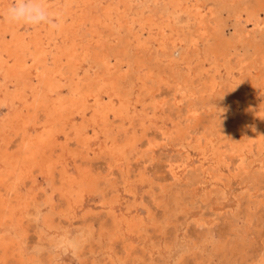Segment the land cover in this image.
<instances>
[{"label": "bare ground", "instance_id": "bare-ground-1", "mask_svg": "<svg viewBox=\"0 0 264 264\" xmlns=\"http://www.w3.org/2000/svg\"><path fill=\"white\" fill-rule=\"evenodd\" d=\"M14 1L15 0H0V13L3 14L2 19H0V42H2L5 47V49L3 50V53L0 51V70H3V75L0 73L2 75V77H0L2 78V81L0 82H3L4 84H6V85H4L3 83L2 85L0 84V93H2L1 91L3 87L4 88L6 87V90H7V92L5 93L3 92V95H0V108L2 107V105L8 104L9 110H10V113L3 115L4 117L0 121V132H2L1 131L2 128L8 129V127H10L12 128L11 132L13 133V135L10 137V139L7 142L4 141V146H2L3 149L0 151V228H2L5 225L12 224L14 219L16 218L14 208H12L14 204L18 202L20 203L21 201H23V204L27 206V209H29L28 207L31 203L29 204L28 199H27L28 202L26 199L22 200L20 197V193L21 191H23L24 198H28V195L30 194L29 192H31L29 188L30 184L28 185V182L29 181L31 182V179H36L37 177L35 178V174L38 172H42L46 174L47 177H49L52 180L51 182L54 185L56 183L55 181L58 178L62 186L58 190H55L56 189L55 188L53 192L51 190L50 194L44 190H41L35 193V195L31 198V200L33 202L38 203L39 200L43 198L45 201L48 202L47 205L49 204L51 206L52 212L56 211V213L58 210H59L58 213L59 212L62 213L61 211L66 205H69L71 208H74L75 205L81 204L85 200L83 199L84 198L83 195L85 194V193L83 194V191H85V189L90 188L91 192L93 191L96 192L99 190L100 188L99 186H102L103 184L104 185L112 184L111 180L113 179L110 177H112L115 174V171L110 169L107 172V175L103 176L102 173L95 172L94 162L89 160L87 157L89 156V152H91L90 147L92 145V142L90 141L92 140V138L91 140L87 139L86 136L88 132L86 133V131H84L86 127L84 126L85 128H83L82 125H84L83 122L87 120L88 118L87 114L90 115V113H87V112L90 109L91 100L93 101L95 106H94L93 111H92L93 107L91 108V111L93 112V114L90 117L91 119L90 124L94 123L100 128H102L99 131L102 130L101 134H103L106 137L105 140L109 144L111 143L113 148H115L114 151L111 153V157H114L116 155L123 157L121 159H116L115 161L117 172L121 176L127 177L128 179H132L131 178L133 176L132 166L134 164V161L136 160V162H140L144 159L149 158L151 156V153L154 152V148H158V146H160V144L162 143L160 141L165 140L167 138L168 139L172 138L173 141L177 142L176 133L178 132V130L176 128L175 129L173 128L172 131L170 130L171 132L167 131L168 133L163 132L162 134L163 138L161 137L162 139H159L158 137H150L149 136L150 127L146 126L148 121L151 122L148 116L149 113H146L149 106L153 112L160 111L162 113H165L168 110L166 107L168 105L166 101L167 99H164L165 97L158 98L156 93L160 91V88L164 84L166 85L165 86L166 88L169 87L168 85L171 82V79H172L171 77H174L173 81L175 82V85H176L174 87V89L176 90V95L180 96V101L178 102L177 100L176 102L179 104L182 103V101L187 98L188 99L190 98L189 100H191L192 103L194 102V100L201 101L202 103L203 101L208 99L212 95V92L215 90H218L219 94L228 92L227 94H229V97H230L229 99H231V104H232L231 106L232 111H233L232 115L236 117V122H237L234 125L239 126L241 131H244L245 129H247V130H250L251 132L250 137L243 142L235 143L234 141L232 142L233 139L232 140L229 139L228 141L220 140L219 142H217L218 144L216 146V150H217L216 155L218 156V162L220 166L218 168L215 167V169L212 168L209 171L206 170L207 171V173L205 172L206 177L208 176L211 179H215L217 182L221 183L223 188H226L229 186L228 187L229 189L235 179L238 182H239V179L241 181L249 180L248 182L252 184L251 180L256 181L255 177L257 176V174L261 178L264 177V147H263L264 135L260 131V129H257L256 126H254V124L256 123L255 121L259 116L257 114L264 112V104L263 105H261V103L257 104L255 101V97L257 98V96H259L258 94H261L264 92V45L258 47V45L260 44V41L261 40L264 41L263 36L261 37V33L264 31V0H255V1L195 0L194 2L192 1L193 2L192 4L191 2H189V0L187 2L185 1L186 3L183 2L184 0L181 1L184 4H181V3L179 4L175 0H145V4L138 6V8L137 6L133 7V5H131V3L134 0H42V2L47 6L50 13L60 15V18L62 19L63 23H62V27L58 31L51 29L47 25L31 27L30 25H25V24L9 23V21L6 19L7 10L14 3ZM208 2H212V4H209ZM220 3L222 4L220 5ZM5 4H7L6 11L5 10L2 11L3 9L1 6H4ZM131 7L137 8L139 11L137 12V19H134V17L132 16L133 14L131 15L133 18L130 17V14L128 15V12L131 10ZM226 8H231V13L233 14V17L235 19L234 26L236 27L235 28L236 33L234 35V38L231 40H227V39H224V37H222V35H224L223 23L225 20L222 17L221 11L223 9L225 10ZM181 15L187 16L186 18L189 21L193 22V27H194L193 29H195V33L197 35V37H195L194 40H192L191 43L188 44L189 50L187 49V51L184 52L185 54H183L184 56L182 57V59L181 60L179 59V61H184V64L186 65L188 69V71H186V73L184 74L179 72V70H181L182 68H181V65H177V63L179 62L176 63V59L173 53L170 52L171 54H169L170 56L168 58H166V55L165 57H162V58L168 59L165 65L162 64L161 61H157L159 56L155 55L154 57H151L150 53H153V52L152 50L150 52L147 49L149 47H152V46L148 47V44L150 45L151 43L155 45L154 41L153 43L152 41L150 43L148 41V44L141 43L144 40L140 42V40L138 39L142 35H140V37L136 39L132 32L133 30L132 27L134 26L135 22L140 25L141 29H143L144 27V26L142 27V25L154 26L156 22H159L158 35L160 37L159 39L161 40L160 47L162 48L164 45H166L165 42L163 45V41H166L165 32H166L167 27L171 30H173L174 28H177V26L180 27L181 26ZM166 20H168L169 22L167 23ZM251 23L253 24V27H252L253 29L250 28L251 30H247L245 27V24H251ZM243 24H244V27L242 26ZM24 26H26V28H24L26 32L21 33L22 28ZM120 29L124 30L123 35L119 33ZM175 30L179 31V29H175ZM109 31H110V34L108 33ZM135 33L136 31L134 32V34ZM115 34L118 35V38H117L118 44H116V42L112 40V37ZM150 37L151 36H149V38ZM8 38L9 40H7ZM133 38L136 39V42H135L136 45L134 44L135 48L129 52V49L132 45L131 41ZM166 38L168 41H171V40L173 41L172 46L174 50L176 48L177 42L179 43L182 42V40L178 36L176 37L172 36L171 38H168V37ZM199 41H201L202 43H206L205 45L207 44L208 46L210 45V47L207 46V49L209 48L207 52L210 53V56L207 57V59H205L204 63L211 60V62H213L214 65L217 67L215 70L213 69L214 72L211 76L209 75V72H204L205 70L198 71V68L200 66L194 65L196 62H199L201 58L200 57L201 55L199 56L200 52L198 53L197 51L198 45L196 43ZM246 44H249L250 46L247 47V49L245 50V52L247 53L242 55L240 50L242 47H245ZM160 47L157 50H159ZM190 49H192V51H190ZM232 56L235 57V62L231 58ZM86 60H93V62L97 65L96 69L95 70L93 69V74L95 76H92L91 74L87 73L88 71L86 73H84L85 71L83 73L81 71L80 73V65L82 63H85ZM160 60H161V57H160ZM113 61L115 63H113ZM112 63L115 65L112 66ZM204 63L201 64L200 62V65H203ZM225 64H228L226 72H224L223 70ZM81 67L83 66L81 65ZM82 70L84 69L82 68ZM223 73H225L224 74L225 76L226 75L228 76V77L226 76L228 78L227 80L224 78ZM235 75H237L236 78H234ZM134 77H136L138 81L141 82V86L143 88V93L145 97L150 95V99L148 100L149 102L146 105H144V107L142 108L143 109L142 112L145 115L139 116L140 120L138 123H140V125L143 127L144 135L141 139L131 144L129 154L125 155L126 153L125 149L121 146L122 144L124 143L126 144V142H128L127 141L128 134H129L128 132H130L128 130L130 128L128 130L124 129L123 124L116 125L115 124L116 121L112 122L113 125H110L108 122L110 120L109 117H111L113 114L116 120H124L125 119L124 116L125 115L128 116L129 111H128V114L126 111L123 112L122 110L117 113L114 108H116L118 104L116 105V107L114 106L111 107L110 104H109L110 106H108V104L107 105L103 104L105 100L102 99V96L106 88H109L113 91L114 88H118L121 85L122 81L126 80L127 78L132 79ZM14 79H20L21 82L23 81L22 86L24 87L18 88L14 91L12 89L13 92L12 91L10 92L12 87L9 89L10 84L9 85L7 84L12 83ZM135 86L137 87V85ZM65 87H66V90H63ZM27 92H30V96L27 94ZM140 94H142V92L139 93V95ZM130 96L132 97L131 94ZM114 97L117 99V96H114ZM101 100L104 102L102 103ZM118 103L122 105L120 101ZM120 104L119 106H121ZM19 105L22 107V110L20 113L16 114L13 111V109L15 110V108H17ZM130 105L132 108V105L134 104H130ZM123 106L127 108L128 105L126 104ZM228 106L230 107V105ZM240 108L244 110L243 115L236 114L239 112ZM169 110H171L170 106H169ZM135 112L134 114L136 115ZM200 112L201 110L199 108V105H193L190 109V113H191L190 116H192V120H196L199 117L198 114ZM158 113H157V116H158ZM135 115L131 117L134 123L138 119L136 118ZM76 116H81L79 118V119H82L81 121L82 123L80 124L81 127H76L74 125V121H76L74 117ZM221 116H224V115L222 114ZM143 117H146V118L148 117V118L143 119ZM163 117L164 116H162V119ZM170 118H169V121L173 123L174 122L173 119L172 118L170 119ZM128 119L130 120V118ZM229 123L221 119L219 122L220 129L218 130V127L216 128L218 130L217 133L221 134L222 132H234L233 131L234 127H232ZM14 124H18L17 128L14 127L15 126ZM131 126L132 125H130V127ZM176 126L178 129H180L183 132L184 135H182V137L186 141H189L190 132L188 129H190V127L184 130L181 128L182 126L180 127L179 124H176ZM165 127L169 128L167 125ZM69 128L71 129L72 133H68ZM212 132H213L212 130L205 127V130L200 135H197V134H195V136L192 135L193 136L192 139L194 140L193 142L197 144V147L201 150L203 154L205 153V151H207L206 150L208 148L207 146H209L210 144L211 139L209 140V138L212 135ZM92 134L96 136L95 129H94V133ZM160 134L161 133H159V135ZM104 136L100 135L98 137L105 138ZM182 137H180L181 140H182ZM100 139L102 140V138ZM73 144L75 147H72ZM95 144L96 143H94V145ZM179 152L181 151L179 150ZM67 153H73V156H72L73 165L78 171L77 176L69 175L70 171L68 172L69 168H68V165H66L68 161L64 159ZM234 157L238 159L237 161L238 163L237 165H235L236 167L232 169L231 168L232 165L230 166V164L227 162V158L232 159ZM193 163L195 164V162ZM222 167H224V169H222ZM75 168H72V169H75ZM145 170H146V166L143 168V170L140 169L138 176H141L142 178L147 179ZM194 172H196V170ZM26 175H28L27 176L28 178H24L26 177ZM172 176L175 177L174 174ZM49 178H46V179H49ZM205 178L203 179L206 181ZM148 179H149V176H148ZM199 181H202V180H199ZM196 182H198V180ZM152 184H155V183H152ZM194 184L196 187V183ZM11 186H16V187L10 188ZM35 187H37V185ZM35 190H37V188ZM129 190H130L129 192H132L131 189ZM224 190L225 189H223V191ZM3 191L6 192L5 195H2ZM218 192L219 191H217V193ZM112 194H113L112 190H109L108 192L103 193L101 197L103 202H101L102 204L100 205H102L105 208H109L111 201H112ZM86 196H87V193H86ZM193 196L194 195H192V197ZM211 196L210 198H213L215 195L212 197ZM91 197L93 198V195ZM120 199L123 200L122 198ZM222 199L223 198H221V200ZM199 200H201V198H199ZM134 201H135L134 203L136 204L137 203L136 198ZM157 201L155 200V203ZM85 202L84 204L86 205ZM231 202H234V201H231ZM19 203L15 206H18ZM209 204H206V205H209ZM79 208L80 207H78V209ZM89 208L91 209L92 207L89 206ZM81 209H79V211ZM117 209H115V212ZM119 209H122V208H119ZM150 209L148 208L146 210H148V213L150 214V216H154ZM76 211H77V208H76ZM123 211L125 212V210ZM136 211H138V209ZM199 212H198V215L200 216ZM108 213L109 215L111 214V212H108ZM131 215L133 214L130 213V216ZM17 218H20V216ZM23 218L15 221L17 223V226H19L22 229H24L23 222L25 221V219L23 221ZM92 218H93L92 214L89 213L86 219L83 218L84 223L87 224V222L90 221V219L91 221H93L94 219ZM117 219H118L117 217L114 218L115 220L114 223L117 222L116 221ZM95 220L96 222L98 221V219H95ZM120 221H121L120 222L121 224L118 223L119 231L122 229V227H126L130 231V233L131 232L137 233L141 228L140 227L141 222L139 220L133 219V220L128 221L124 219L123 217V219H121ZM40 222H41V227H40L41 230L38 229L39 231H43V229L45 228L52 235L53 233H57L56 227L54 226L53 219L51 217V213L45 215L42 218V221ZM148 225L149 224H147L146 226ZM143 234H146V233L143 232ZM27 238L28 237H26V239ZM183 240L185 239L183 238ZM18 242H19L18 240L15 242V240L13 239L11 240V242L8 243V242L3 241V238L0 237V261H2L3 264H16L20 261V257L16 256V254L19 255L18 249L14 250L15 248L14 246L19 245ZM89 242L90 241H88V243ZM138 243L139 242H137V244ZM46 244L47 243H45V245ZM182 244L184 243L182 242ZM182 244L181 246H183ZM205 248L206 247H204V250ZM132 251H133V248L129 250L125 248V252L132 253ZM215 251L217 252V250ZM216 252H214V254ZM82 253L78 252L77 259H73L70 256V261L65 262L64 264H85V260L82 261V259L80 258L82 257L81 256ZM208 255H211V254H208ZM180 257L181 256L179 255V258ZM56 259L60 261V262H57V264H61V262L64 261L65 257H63V259L61 260V259H58L56 256ZM112 259L114 260V258ZM177 260L181 261L182 259L181 260L176 259V261Z\"/></svg>", "mask_w": 264, "mask_h": 264}, {"label": "rangeland", "instance_id": "rangeland-1", "mask_svg": "<svg viewBox=\"0 0 264 264\" xmlns=\"http://www.w3.org/2000/svg\"><path fill=\"white\" fill-rule=\"evenodd\" d=\"M175 1H177V3H179V4L180 3L184 4L188 0H184V1L183 0H180V1L175 0ZM181 1H183L184 3ZM192 1L194 2L195 0H189V2H191V4L193 3ZM248 1H255V0H248ZM208 3L212 4V2H208ZM143 4H145V0H136V2L134 0L131 3V5H133V7L137 6V8H138V6L143 5ZM221 4L222 3H220V5ZM6 6H7V4H5L4 6H1L3 9L2 11H4V10L6 11ZM137 8L131 7V10L129 11L130 13L128 12V15L130 14L131 18L134 17V19H137V12H139ZM221 14H222L223 19L225 20L223 23L224 35H222V37H224V39L231 40L234 38V35L236 33V31H235L236 27L234 26L235 19L233 17V14L231 13V8H226L225 10L223 9L221 11ZM184 15H181V26L180 27L177 26V28H174L173 30H171L167 27L166 32H165V40L167 41L168 44L166 43V41H163V45H164V42L166 45H164L162 48L160 47L161 40L159 39L160 37L158 35L159 22H156L154 24V26L142 25V27L144 26L143 27L144 30L146 28L145 31L143 29H141L140 25L136 22L134 23V26L132 27V29H133L132 32H133V35L136 39H138V37H140V35H142L138 39V40H140V42L142 40H144L141 43H147L148 44V41H149V43L151 41L153 43V41H154L155 45L150 43V45L148 44V47L149 46H152V47H149L147 49L150 52L152 50L153 53L149 52L151 57H154L155 55L159 56L157 61H161L162 64L165 65V63L168 59H165L162 57H165V55H166V58H168L170 56L169 54L173 53V55L176 59V63L179 62V63H177V65H181L182 69L179 70V72L182 74L186 73V71H188V69H187L186 65L184 64V61H179V59L181 60L182 57L184 56L183 54H185L184 52H186L187 49L189 50L188 44H190L191 41L194 40L195 37H197V35L195 33V29H193L194 28L193 22L189 21L186 18L187 16H184ZM2 17H3V14L0 13V19H2ZM166 21H167V23L169 22L168 20H166ZM171 24H173V23H171ZM242 26L244 27V24ZM136 27L138 28V30ZM245 27L247 30H251V29H253L252 28L253 24L252 23L251 24H245ZM24 28H26V26H24L22 28L21 33L26 32V30ZM175 29H179V31L175 30ZM149 30L150 31L152 30V31L150 32ZM226 30H228V31H226ZM135 31H136V33L134 34ZM233 31H234V33H233ZM108 33L110 34V31ZM119 33H121L123 35L124 30L120 29ZM117 34H115L112 37V40H114L116 42V44H118V42H117L118 35ZM156 35L158 38L156 37ZM149 36H151V37L149 38ZM172 36H175V37L178 36L182 40V42H180V43L177 42L175 50L173 49V46H172L173 41L172 40L168 41L166 38V37L171 38ZM262 36L264 38V31L261 33V37ZM136 39H134V38L132 39V41H131L132 45L129 49V52L135 48ZM157 39H159V40H157ZM7 40H9V38ZM196 43L198 45L197 51H198V53L199 52L201 53V54L199 53V56L201 55L200 56L201 58H200V61L196 62L194 65L200 66L198 68V71H202V70L204 71L205 70L204 72H209V75L211 76L217 67L214 65L213 62H211V60H209L210 62L208 61V62L204 63L205 59H207V57L210 56V53L207 52V50H209V48L207 49L208 44L205 45L206 43H202L201 41L196 42ZM113 44H115V43H113ZM263 45H264V41L261 40L258 47L263 46ZM205 46H206V48H205ZM249 46H250L249 44H246L245 47L241 48L240 52L242 55L247 53V52H245V50ZM159 47H160V49L157 50ZM208 47H210V45ZM4 49H5V47H4L3 43L0 42V51L2 53H3ZM163 50H165L166 52ZM190 51H192V49H190ZM128 54H130V53H128ZM205 54H207V55H205ZM160 57H161V60H160ZM233 57L234 56H232L231 58L235 62V57L234 58ZM191 59H192V57H191ZM200 62H201V64L204 63L203 64L204 66L200 65ZM113 63H115V62L113 61ZM113 63H112V66L115 65ZM81 65L83 67H81ZM81 65H80V73H81V71H82V73L84 71H85L84 73H86L88 71L87 73L91 74L92 76H95L93 74V69L95 70L97 65L93 62V60H86L85 63H82ZM194 65H193V67H194ZM212 67H214V68H212ZM227 67H228V64H225L224 69H223L224 72H226ZM82 68L84 70H82ZM209 70H211V71H209ZM0 73L3 75V70H0ZM224 74L225 73H223V75ZM2 75L0 77H2ZM171 76H172V74H171ZM226 76L224 75V78L227 80L228 76L227 77ZM236 77H237V75L234 76V78H236ZM135 78L136 77H134L132 79L127 78L126 80H124L125 82L122 81L121 85L118 88H114L113 91L109 88H106V90L103 92V96H102V99H104L105 102L101 100L102 103L104 102L103 104H106V105L108 104V106L111 105V107H113V106L116 107V105L118 104L117 107L114 108L117 113L122 110L123 112L126 111L128 114V111H129L128 116L127 115L124 116V118H125L124 120H116L114 118V114L113 115L110 114L112 116L109 117L110 120L108 122L110 125H113L112 122L116 121L115 122L116 125L123 124L124 129H127V130L130 128L128 130L130 132H128L129 133L128 134V140H127L128 142H126L127 145L124 143L121 146L125 149V152H126L125 155L129 154L131 144L134 143L135 141L141 139L144 135V129L140 125V123H138V122L140 120L139 116L145 115L142 112L143 111L142 108L144 107V105H146L149 102L148 100L150 99V95L145 97V95L143 93V88L141 86V82H139L138 79L137 78L135 79ZM171 78H172L171 82L168 85L169 87L167 86L168 88H166L165 87L166 85L164 84L160 88V91H158L156 93L158 98H164L165 97L164 99H167L166 101H167L168 105L166 107L168 110L165 113H162L160 111L153 112L149 106L146 113H149L148 116H149L151 122L148 121L146 126L150 127V131H149L150 135L149 136L150 137H158L159 139L163 138V135H162L163 132L168 133V132H171L173 130V128L174 129L176 128L178 130V132L176 133L177 142L173 141L172 138L171 139L167 138L165 140H162V141H160V142H162L160 144V146H158V148H154V152L151 153V156L149 158L144 159L140 162H136V160H135L134 164L132 166V169H133V176L131 177L132 179H128L127 177L121 176L117 172L115 161H116V159H121L123 157H120L118 155H116L117 157L116 156L111 157V153L114 151L115 148H113L111 143L109 144L105 140L106 137L103 134H101L102 130L99 131L102 128H100L99 126H97L94 123L90 124V122H91L90 117L93 114L92 111L94 110V106H95L93 101L91 100L90 109L87 112V113H90V115L87 114L88 118L86 117L87 120H85L83 122L84 125H82L83 128L86 127L84 129V131H86V133L88 132L87 136H86L87 139L91 140V138H92V140L90 141V142H92V145L90 147L91 152H89V156H87V157L89 160L94 162L95 172L102 173L103 176H106L107 172L110 169L115 171V174L112 177H110L113 179V180H111L112 184H105V185L103 184L102 186H99L100 188L96 192L95 191L91 192L90 188L85 189V191H83V194L85 193L83 195L84 196L83 199H85V200L81 203L82 205L81 204L75 205L74 208H71L69 205H66L61 211L63 213L62 214L60 212L58 213L59 210L57 211V213H56V211L52 212L51 206L49 204H48L49 205L48 206L47 205L48 202L45 201L43 198L40 199L38 203L33 202L31 200V198L35 195V193H37L41 190H44L50 194L51 190L53 192L55 188H56L55 190H58L62 186V184H61V182H59L60 180L58 178L55 181L56 183L54 185L51 182L52 180L49 177H47L46 174H44L42 172L36 173L35 178L37 177L36 178L37 180L31 179V182L30 181L28 182V185L30 184L29 185L30 187L28 186L30 188V191H31V192H29L30 196L28 195V198H24V195H23L24 192L21 191V193H20V197L22 200L28 199L29 204L31 203L28 207L29 209H27V206L23 204V201H21L20 203L18 202L19 203L18 206H15L18 203L14 204L12 208H14L16 218L14 219L12 224L5 225L2 228H0V237L3 238V241L8 242V243L11 242V240H13V239L15 240V242L17 240L19 241L18 242L19 245L14 246L15 247L14 250L18 249L19 255L16 254V256L20 257V261L16 264H21V262H22V264H57V262H60V261H58L56 259V254L51 252V250L48 246V245H50L51 240L58 235H63L65 237H69V236L76 234V233H82L83 234V242L84 243H83V247L79 250V252L80 253L83 252L81 255L82 257H80V258L82 259V261L85 260V264H105V263L106 264H165V263L166 264H178V263L179 264H252V263L258 264V257L260 256V254L264 253V177L261 178L257 174V176L255 177L256 181L251 180L252 184H250L248 182L249 180L241 181L239 179V182H238L235 179L233 181L232 185L230 186V189H229L228 188L229 186L226 188H223L221 183L217 182L215 179H211L208 176L206 177V175H205V172L207 173V171H209L210 169H212V168L215 169V167L218 168L220 166L219 162H218V156L216 155L217 154L216 146L218 144L217 142H219L220 140L221 141H223V140L228 141L229 139H231V140L233 139L232 142L234 141L235 143L243 142L250 137L251 132H250V130H247V129H245L244 131H241L239 126L234 125L237 122H236V117L232 115L233 114L232 107H231L232 104H231V99H229L230 98L229 94H227L228 92H224L225 94L224 93L219 94L218 90H215L212 92V95L208 99L203 101L204 103L203 102L201 103V101L194 100V102L196 103L195 104L194 102L192 103V101L189 100L190 98L189 99L187 98L188 100L185 99L182 101V103L179 104L176 102H177V100H178V102L180 101V96L176 95V90L174 89V87L176 85H175V82L173 81L174 77H171ZM18 80L20 83L18 82ZM0 81H2V78H0ZM232 81H233V79H232ZM22 82L20 79H14L12 83H8L7 85L10 84L9 89L12 87L10 92L12 91V89L14 91L18 88L24 87V86H22L23 85ZM2 83L3 82H0L1 85H2ZM4 85H6V84H4ZM135 85H137V87ZM127 89L130 91H128ZM63 90H66V87ZM122 90H124L125 93ZM1 92L2 93H0V95H3V92L4 93L7 92L6 87L5 88L3 87ZM141 92H142V94H140L141 95L140 96L139 93H141ZM27 94L30 96V92H27ZM130 94L132 95V97L130 96ZM258 95L259 96H257V98L255 97V101L257 104L261 103V105H263L264 104V92L261 94H258ZM114 96H117V99ZM147 97H148V99H147ZM122 100H124V101H122ZM174 100H175V102H174ZM119 101L122 103V105L120 103H118ZM112 104H114V105H112ZM119 104L121 106H119ZM126 104L128 105L127 108L125 106H123ZM130 104H134V105H132V108H131ZM175 105L178 107H176ZM193 105H199V108L201 110V112L198 114V116L200 118L198 117L199 119L197 118L196 120H192V116H190L191 115L190 109ZM228 105H230V107ZM118 106H119V108H118ZM133 106L135 109L133 108ZM169 106L171 107L172 112H171V110H169ZM91 108H92V111H91ZM138 109L141 111H139ZM21 110H22V107L20 105L17 108H15V110L13 109V111L16 114L20 113ZM135 111H137V112H135ZM134 112L136 113V115L134 114ZM9 113H10L9 105L8 104L2 105V107L0 108V121L4 117L3 115L9 114ZM157 113H158L159 117L157 116ZM130 114H132V115H130ZM161 114H162V116H164L163 119H162ZM220 114L221 115L223 114L224 116H221ZM236 114L237 115H243L244 110L242 108H240L239 112ZM133 115H135L136 118H138L135 123L133 122V119L131 118ZM153 115H155L156 117ZM257 115H259V116L256 119V121H255L256 123L254 124V126H256L257 129H260V131L264 135V130H263L264 129V112L258 113ZM80 117L81 116L74 117L76 119V121H74V125L76 127H81L80 124L82 123L81 122L82 119H79ZM126 117H127V119H126ZM170 117L173 119V121H174L173 123H171L169 121ZM245 117H247V116H245ZM128 118H130V120ZM147 118L143 117V119H147ZM221 119L225 120L228 123L230 122L229 124L232 127H234L233 128L234 132H222L221 134H218L217 131L220 129L219 122ZM151 123H152V125H151ZM176 124H179L180 127L182 126L181 128L184 130H186L190 127V129H188L190 132L189 141H186L182 137V135H184V134L180 129L177 128ZM216 124H217V126H216ZM14 125H15L14 127L17 128L18 124H14ZM130 125H132V126L130 127ZM166 125L169 128L165 127ZM205 127L209 128L213 132L211 135L212 137L210 136V138H209V140L211 139L212 141L210 140V144H209V146H207L209 149L206 147L207 151H205V153L203 154L201 152V150L197 147V144H195V142H193L194 140L192 138H193V136H195V134L200 135L205 130ZM217 127H218V130L216 129ZM262 127H263V129H262ZM11 129L12 128H10V127H8V129L7 128L1 129L2 132H0V145H1L0 151L3 149L2 146H4V141L7 142L10 139V137L13 135V133L11 132ZM94 129H95L96 136H94L92 134V133H94ZM214 129H216V130H214ZM90 130H92V131H90ZM98 131H99V133H98ZM238 131H239V133H238ZM246 131H248V132H246ZM68 133H72L70 128L68 130ZM159 133H161V134L159 135ZM100 135L104 136L105 138L98 137ZM180 137H182V140ZM100 138H102V140ZM178 140H179V142H178ZM1 142H2V144H1ZM93 142L96 144L94 145ZM167 143H169V144H167ZM92 146H93V148H92ZM72 147H75L74 144L72 145ZM263 147H264V142H263ZM179 150L182 153L179 152ZM180 153H181V155H180ZM189 154H191V155H189ZM177 155H179V156H177ZM72 156H73V153H67L65 155L64 159H66L68 161L66 165H68V168H69L68 172L69 171L71 172V173L69 172V175L77 176L78 171L73 165ZM237 161H238V159L236 157H234L232 159L227 158V162L230 164V166L232 165L231 166L232 169H234L236 167L235 165H237V163H238ZM193 162H195V164ZM70 164H72V165H70ZM174 165H176V166H174ZM145 166H146L145 171H146L147 179L142 178L141 176H138L140 169L143 170V168ZM189 167L190 168L193 167V168L190 169ZM72 168H75V169H72ZM222 169H224V167H222ZM195 170H196V172H194ZM182 172L183 173L185 172V173L183 174ZM172 173L174 174L175 177L172 176L173 175ZM27 176L28 175H26V177H24V178H28ZM148 176H149V179H148ZM46 178H49V179H46ZM203 178H205L207 182ZM121 179H122V181H121ZM24 180H26V179H24ZM49 180H50V182H49ZM197 180H198V182H196ZM199 180H202V181H199ZM35 181L37 184L35 183ZM140 181L141 182L143 181V182L141 183ZM181 181L182 182L184 181V182L182 183ZM31 183H32V185H31ZM152 183H155V184H152ZM194 183H196V187H195ZM33 184H35V185H33ZM36 185H37V187H35ZM12 187L15 188L16 186H11L10 188H12ZM247 187H249V188H247ZM36 188H37V190H35ZM76 188H77V186H76ZM221 188H222V190H221ZM104 189H106V190H104ZM129 189H131L132 192H129L130 191ZM201 189H202V191H201ZM223 189H225V190L223 191ZM109 190H112V193H113L112 194V201H111V204L109 207L110 209L105 208L102 205H100V204H102L101 202H103L102 198H101L102 194L105 192H108ZM199 190H200V192H199ZM217 191H219V192L217 193ZM221 191H222V193H221ZM33 192H34V194H33ZM178 192L180 195L178 194ZM5 193L6 192L3 191L2 195H5ZM86 193H87V196H86ZM92 193H94V194H92ZM202 193H204V194H202ZM118 194L120 195V197ZM90 195L91 196L93 195V198ZM192 195H194V196L192 197ZM202 195H203V197H202ZM211 195L212 196L215 195V196L213 198H210ZM88 196H90V197H88ZM116 196H118V197H116ZM120 198H122L123 200H121ZM135 198H136V202H137L136 204L134 203ZM199 198H201V200H199ZM221 198H223L226 201H224L223 199L221 200ZM252 198H253V200H252ZM180 199L184 204L180 201ZM227 199H229V200H227ZM28 200H27V202H28ZM155 200L156 201L158 200V201L155 203ZM90 201H92V202H90ZM139 201H140V203H139ZM170 201H171V203H170ZM186 201H188V202H186ZM211 201L212 202L214 201V202L212 203ZM229 201H230V203H229ZM231 201H234V202H231ZM40 202H42V203H40ZM84 202L86 203V205L84 204ZM117 204H118V206H117ZM122 204H124V205H122ZM133 204H135V205H133ZM206 204H209V205H206ZM182 205H184V206H182ZM218 205L220 206V208ZM77 206L80 207L79 209L82 208L84 210L81 209L80 210L81 212H80ZM89 206L92 208L90 209ZM131 206L134 209H132ZM217 206H218V208H217ZM68 208H69V210H68ZM76 208H77V211H76ZM100 208H102V209H100ZM119 208H122V209H119ZM148 208L149 209L151 208L150 210L154 216H150V214L148 213V210H146ZM222 208H224V209H222ZM98 209H100V210H98ZM107 209H108V211H107ZM115 209H117L116 212H115ZM137 209H138V211H136ZM175 209L177 212L175 211ZM189 209H191V210H189ZM123 210H125L126 213ZM87 211H88V213H87ZM129 211L133 215L130 216ZM108 212H111V214L109 215ZM122 212H123V214H122ZM198 212H199L200 216L198 215ZM50 213H51V217L53 219L54 226L56 227V230H57V233H53V235L50 234L47 231V229H45V228L43 229V231H39V230H41L40 229V227H41L40 221H42V218L45 215L50 214ZM70 213H71V215H70ZM89 213L92 214V217H93L92 219H94V220L91 221V219H90V221H88L87 224H85L83 218L86 219V217H88ZM103 214H105V215H103ZM118 214H119V216H118ZM145 214H146V216H145ZM197 215H198V217H197ZM19 216H20V218H17ZM55 216H57V217H55ZM115 217H117L118 219L116 220L117 222L114 223ZM123 217H124V219H126L128 221L133 220V219L139 220L141 222V224H140V227L142 228V229L140 228L141 231L139 230L137 233H135V232L130 233V231L126 227H122V229L119 231L118 230V223L121 224L120 220L123 219ZM22 218H23V221L25 219V221L23 222L24 223V229L17 226V223L15 222L18 219H22ZM79 218H80V220H79ZM194 218H196V219H194ZM197 218H199V219H197ZM95 219H98V221L96 222ZM191 219H193V220H191ZM151 222H153V223H151ZM202 222H204V223H202ZM143 224H144V226H143ZM145 224L146 225L149 224V225L146 226ZM143 232L146 234H143ZM126 235H127V237H126ZM25 236L28 238L26 239ZM183 238L185 240H183ZM88 241H90V242L88 243ZM137 242H139V243L137 244ZM176 242H177V244H176ZM182 242L184 244H182ZM45 243H47V244L45 245ZM181 244L183 246H181ZM168 245H169V247H168ZM179 245L181 246V248ZM220 245H221V247H220ZM171 246H173L174 248ZM176 246H177V248H176ZM218 246H219V248H218ZM26 247H28V248H26ZM204 247H206L205 250H204ZM19 248H21V249H19ZM125 248H127L128 250L133 248L132 253L125 252ZM199 248H200V250H199ZM183 250L186 253H184ZM215 250H217V252ZM169 251L173 254H171ZM205 252H206V254H205ZM214 252H216V253L214 254ZM39 254L41 255V257ZM208 254H211V255H208ZM179 255L181 256L180 258H179ZM112 258H114V260ZM176 259H180V260L182 259V260L176 261ZM23 261H24V263H23ZM69 261H70V256H65V259H64V261L61 262V264H64L65 262H69ZM113 261H115V262H113ZM153 261H155V262H153ZM0 264H3L2 261H0Z\"/></svg>", "mask_w": 264, "mask_h": 264}, {"label": "clouds", "instance_id": "clouds-1", "mask_svg": "<svg viewBox=\"0 0 264 264\" xmlns=\"http://www.w3.org/2000/svg\"><path fill=\"white\" fill-rule=\"evenodd\" d=\"M6 19L9 23L34 27L47 25L57 31L60 30L63 23L60 15L50 13L42 0H15L7 10ZM83 243L82 233H76L69 237L58 235L51 240L49 248L58 259L62 260L65 256L77 259ZM258 264H264V253L258 257Z\"/></svg>", "mask_w": 264, "mask_h": 264}]
</instances>
